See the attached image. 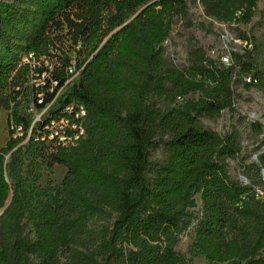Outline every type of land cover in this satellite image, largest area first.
Masks as SVG:
<instances>
[{"label": "trees", "instance_id": "16d2710c", "mask_svg": "<svg viewBox=\"0 0 264 264\" xmlns=\"http://www.w3.org/2000/svg\"><path fill=\"white\" fill-rule=\"evenodd\" d=\"M258 1L198 0L205 17L228 26L250 23ZM178 23L189 24L188 0H0V109L28 96L29 78L38 80L29 92L38 109L59 95L30 135L25 117L8 121L10 136L21 126L23 137L0 148V264H181L175 250L196 196L198 255L209 264H264V151L258 146L256 164L242 166L262 194L256 240L242 250L224 238L232 205L248 190L227 168L241 136L200 122L232 111L235 83L264 90V44L238 32L243 53L225 67L190 41L178 67L164 48ZM72 66L78 77L66 84ZM197 92L203 97L184 110L163 104ZM71 104L85 111V138L42 140L43 127L68 117ZM23 149L45 171L63 167L62 182L39 188L24 179ZM36 195L45 203L27 224Z\"/></svg>", "mask_w": 264, "mask_h": 264}, {"label": "rangeland", "instance_id": "374dc122", "mask_svg": "<svg viewBox=\"0 0 264 264\" xmlns=\"http://www.w3.org/2000/svg\"><path fill=\"white\" fill-rule=\"evenodd\" d=\"M189 24H176L171 32L170 38L164 43L165 54L175 66L187 65V50L189 42L192 41L198 48H202L207 58L218 65L227 67L231 63L232 54H242L245 47L238 38V32L247 37L252 36L259 44H264V0H259L253 12L252 19L248 24L223 25L214 19L205 17L197 0H188ZM76 81V79H75ZM248 82L247 79H245ZM38 83V80L29 78L25 83L27 95L20 99L19 105H12L9 111L0 109V148L4 147L11 138L8 121H12L14 114L28 119L29 125L36 119L47 118L53 110L58 108L59 95L43 109H38L30 97V88ZM234 100L232 111L225 110L216 119H201V124L206 129L223 135L231 128L239 131L241 136V153L237 160L227 161L228 174L233 180H237L248 188L239 200L232 205V223L224 229V238L234 241L240 249L245 245H252L256 240L255 220L262 210V194L253 189L242 174V166L250 167L256 164L257 147L261 146L264 151V90L255 87H246L244 84L233 85ZM203 94L200 92L189 94L177 99L174 103H163L176 110H184L188 105L197 103ZM30 107V111H26ZM258 124L261 134L257 137L249 125ZM20 141L21 138H13ZM21 146H26L23 142ZM24 149L20 152L22 157L21 176L30 183L42 188L47 183L59 185L66 170L61 166H55L51 171H45L33 156L25 154ZM260 151V152H261ZM154 158H160L155 154ZM5 163L9 162L6 155ZM7 181V173H5ZM197 207L190 211L192 224L190 228L179 237L176 253L181 259V264H209L207 259L198 255L194 246L195 227L202 216V208L199 196L195 197ZM45 199L42 195H36L25 208L24 222L32 218L44 205ZM28 224V222H27ZM100 223H98L99 225Z\"/></svg>", "mask_w": 264, "mask_h": 264}, {"label": "built area", "instance_id": "2783aa9c", "mask_svg": "<svg viewBox=\"0 0 264 264\" xmlns=\"http://www.w3.org/2000/svg\"><path fill=\"white\" fill-rule=\"evenodd\" d=\"M197 3L199 4L198 0ZM28 59H32V56L29 55ZM25 60L27 61V59ZM69 72L72 74V76L66 84L74 82V80L78 77V73L74 72L73 66L71 67ZM38 103H40V101H38ZM64 111L69 115L68 117H59L56 119H52L47 125L43 127V134L45 135V137H43L42 140L47 139V141H56V143L60 145L71 146L85 138V111L83 107L71 104L67 105L64 108ZM42 120H44V118L36 119L35 121H33L32 124L29 125L27 135H30L32 130L36 129L37 126L40 125ZM11 130L12 139L19 137L22 139L23 129L21 126H11ZM24 142H26V140H24Z\"/></svg>", "mask_w": 264, "mask_h": 264}]
</instances>
